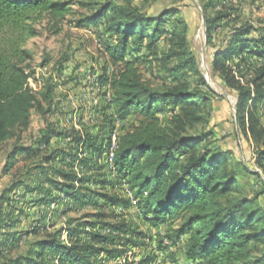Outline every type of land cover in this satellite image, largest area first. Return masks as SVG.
<instances>
[{"label": "trees", "instance_id": "obj_1", "mask_svg": "<svg viewBox=\"0 0 264 264\" xmlns=\"http://www.w3.org/2000/svg\"><path fill=\"white\" fill-rule=\"evenodd\" d=\"M73 5L89 10L75 27L92 30L111 63L98 77L104 89L110 87V101H103L105 121L82 132L58 129L48 120L56 112V84L49 76L41 90L29 86L35 72L25 48L38 34L36 23L47 17L56 27L73 13ZM215 8L212 0L202 4L207 43L215 42L216 32L221 34L210 70L234 94L237 134L252 143L254 164L264 169V125L258 115L264 105V17L257 24L235 22L232 6ZM142 50L156 59L171 84L154 89L143 81ZM216 96L199 69L177 7L149 13L129 1L0 0V145L12 140L3 172L13 169L18 155L32 160L0 192V230L13 225L8 220L15 207L11 195L20 189L36 193V204L63 194L74 206L93 207L85 220H67V243L60 239L61 228L45 232L25 253L4 254L0 264H132L134 249L151 241L115 211L132 203L149 224L170 225L158 247L165 251L168 245H180L171 252L174 262L180 252L184 264H264L259 250L264 208L258 193L243 195L239 185L242 174L257 173L233 160L232 152L212 138L206 109ZM33 110L44 124L37 138L23 144ZM130 114L139 116L138 124L118 134L111 160L108 150V170L102 163L108 147L104 132ZM54 138L69 140L54 147ZM80 151L84 156L79 159ZM77 159L81 175L73 168ZM36 172L39 176L32 180ZM143 260L138 264L147 263Z\"/></svg>", "mask_w": 264, "mask_h": 264}, {"label": "rangeland", "instance_id": "obj_2", "mask_svg": "<svg viewBox=\"0 0 264 264\" xmlns=\"http://www.w3.org/2000/svg\"><path fill=\"white\" fill-rule=\"evenodd\" d=\"M115 1L123 4L129 1L149 13H157L161 9L173 6L180 10V15L188 25V41L193 54L198 60L199 69L210 88L220 95L219 97H213L210 103L207 104L206 109L210 111L208 127L214 132L212 138L215 139L216 145L220 148L232 152L231 158L233 160L242 161L252 172L257 173V175L242 174L239 185L243 195L252 196L258 193L257 201L264 208V169L258 168L254 164L252 143L242 135L237 134L234 120L236 101L234 94L225 88L220 78L212 74L210 70L213 48L218 43L221 34L216 32L215 42L207 43L202 4L209 2V0ZM212 1L213 3L215 2V9H222L223 6H232L236 10L231 16L235 22L248 21L257 24L264 17V0ZM72 8L73 13L67 15L56 27L54 26L55 23L49 21L47 17L36 23L38 34L28 39L25 43V48L31 53L30 64L35 72L29 79V86L33 90H41L44 79L49 76L52 77L56 84L54 92L56 112L49 115L47 117L48 120L56 123L58 129H64V131L68 132L70 128H73L82 132L84 127L100 126L105 121L103 118V101L106 100L104 97L108 91L103 88L99 81L98 83L97 81L95 82L94 77L95 74L97 77L102 75V68L105 65L111 68V63L108 62L106 55L100 51L97 45L98 38L95 33L87 28L75 27V21L89 10L86 7L77 5H73ZM213 11V9H209L208 13ZM57 28H60V30L56 32ZM141 54L145 58L139 63L143 81L154 89L163 88L171 84L168 74L156 63V59L153 56L150 57L148 51L142 50ZM238 76L241 78L240 75ZM241 80L243 81V78ZM258 110V115L264 125V105L259 106ZM138 120L139 116L137 114H130L125 121H115L113 127L104 132L105 144L108 147L105 154L106 157L104 156L102 163L107 165L108 170L110 169L108 150L112 132L116 129L119 134L130 129L138 124ZM108 122L110 123V121L106 123L109 124ZM43 124L44 120L42 117L33 110L30 124L22 133L21 142L29 144L33 139L37 138ZM68 140V138L63 140L54 138L51 141V145L61 147ZM11 143L12 140L0 145V192L10 184L12 179L22 174L25 166L32 162V160L18 155L13 169L9 173L4 174L3 165ZM79 153L80 159L83 154H81V151ZM74 163L73 168L79 173L78 159ZM36 176H39L38 172L34 173L32 180ZM35 194L26 195L21 189L12 193L11 202L15 207L12 210V214H9L10 218L8 220L13 225L9 229L1 228L0 230V260L4 254L16 256L25 253L30 242L42 237L45 232H55L60 228L62 229L60 239L67 243V220L70 218L78 221L85 220L88 218L85 217L86 214L93 211L92 206L77 207L72 205L63 194L58 200L36 204ZM6 209L11 212V208ZM115 211L117 214L121 213L138 230L149 234L151 237V241L147 243V246L134 249L131 254L132 264H138L147 256H149V260H143L147 262L145 264H184V259L180 252L177 253L178 260L176 262L173 261L171 256V252L173 253L175 248L180 250V245H168L165 251L160 250L158 247L159 239L170 234L171 227L169 224H149L140 217L134 203L127 208L116 207ZM10 237L15 240L14 245H10L12 242ZM2 240H8L9 244L7 245L5 242L2 245L1 243L4 242ZM165 244H167L166 241ZM259 250L264 251V245H261ZM107 264H112V261L107 262Z\"/></svg>", "mask_w": 264, "mask_h": 264}, {"label": "bare ground", "instance_id": "obj_3", "mask_svg": "<svg viewBox=\"0 0 264 264\" xmlns=\"http://www.w3.org/2000/svg\"><path fill=\"white\" fill-rule=\"evenodd\" d=\"M263 62V61H262ZM264 63V62H263ZM260 65V64H259ZM98 78V77H97ZM94 79H95V77H94ZM93 80V79H92ZM97 81V83H98V79H95V82ZM95 85V84H94ZM98 85V84H97ZM109 88L110 87H105V89H106V91H108V92H106L107 94H106V100H107V102L108 101H110V90H109ZM96 89H97V86H96ZM90 101V100H89ZM117 136H118V131L115 129L113 132H112V134H111V138H110V147H109V159L111 160V158H112V156H113V151H114V149L116 148V141H117ZM128 196V195H127ZM114 262H116L117 264H119L121 261L120 260H117V261H114Z\"/></svg>", "mask_w": 264, "mask_h": 264}, {"label": "built area", "instance_id": "obj_4", "mask_svg": "<svg viewBox=\"0 0 264 264\" xmlns=\"http://www.w3.org/2000/svg\"><path fill=\"white\" fill-rule=\"evenodd\" d=\"M95 79H97V75L95 74ZM118 122V121H117Z\"/></svg>", "mask_w": 264, "mask_h": 264}]
</instances>
